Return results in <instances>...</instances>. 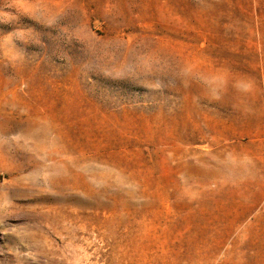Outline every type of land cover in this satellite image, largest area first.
Masks as SVG:
<instances>
[{
  "label": "rangeland",
  "instance_id": "rangeland-1",
  "mask_svg": "<svg viewBox=\"0 0 264 264\" xmlns=\"http://www.w3.org/2000/svg\"><path fill=\"white\" fill-rule=\"evenodd\" d=\"M0 264H264V0H0Z\"/></svg>",
  "mask_w": 264,
  "mask_h": 264
},
{
  "label": "bare ground",
  "instance_id": "bare-ground-1",
  "mask_svg": "<svg viewBox=\"0 0 264 264\" xmlns=\"http://www.w3.org/2000/svg\"><path fill=\"white\" fill-rule=\"evenodd\" d=\"M28 137H29V138H35V137H36V133H35V132H32V133L29 134Z\"/></svg>",
  "mask_w": 264,
  "mask_h": 264
}]
</instances>
